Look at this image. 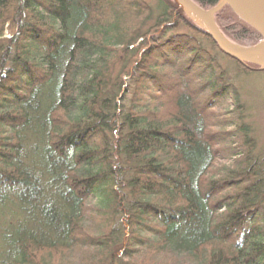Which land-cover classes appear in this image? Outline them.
<instances>
[{
	"label": "trees",
	"instance_id": "16d2710c",
	"mask_svg": "<svg viewBox=\"0 0 264 264\" xmlns=\"http://www.w3.org/2000/svg\"><path fill=\"white\" fill-rule=\"evenodd\" d=\"M157 1L151 24L145 0H0V264H264V157L224 54Z\"/></svg>",
	"mask_w": 264,
	"mask_h": 264
},
{
	"label": "water",
	"instance_id": "95a60500",
	"mask_svg": "<svg viewBox=\"0 0 264 264\" xmlns=\"http://www.w3.org/2000/svg\"><path fill=\"white\" fill-rule=\"evenodd\" d=\"M184 13L202 27L219 50L230 59L241 65H254L264 70V0H220L210 10H205L193 0H174ZM229 6L246 24L255 29L262 41L253 47H241L229 42L221 33L215 16Z\"/></svg>",
	"mask_w": 264,
	"mask_h": 264
},
{
	"label": "rangeland",
	"instance_id": "374dc122",
	"mask_svg": "<svg viewBox=\"0 0 264 264\" xmlns=\"http://www.w3.org/2000/svg\"><path fill=\"white\" fill-rule=\"evenodd\" d=\"M145 1L153 8V19L149 21L151 23L160 14V5L157 0ZM218 58L225 70L227 82L233 84L239 92L243 108L242 124L254 145L252 156L262 160L264 157V70L246 71L224 55L218 54ZM223 118L231 119L228 116ZM241 153L242 149L239 148L238 154L241 155Z\"/></svg>",
	"mask_w": 264,
	"mask_h": 264
}]
</instances>
